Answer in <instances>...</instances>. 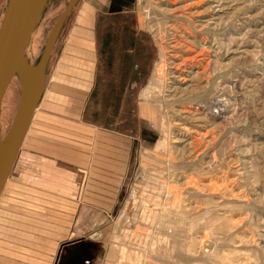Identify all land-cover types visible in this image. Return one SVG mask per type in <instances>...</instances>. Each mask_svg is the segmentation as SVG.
Masks as SVG:
<instances>
[{"label":"rangeland","instance_id":"rangeland-1","mask_svg":"<svg viewBox=\"0 0 264 264\" xmlns=\"http://www.w3.org/2000/svg\"><path fill=\"white\" fill-rule=\"evenodd\" d=\"M68 2L47 0L28 62ZM84 3L95 68L118 78L93 88L88 116L118 140L91 145L80 201L94 208L32 189L16 158L0 193V264H264V0H78L46 78ZM18 96L14 77L2 135Z\"/></svg>","mask_w":264,"mask_h":264},{"label":"crops","instance_id":"crops-1","mask_svg":"<svg viewBox=\"0 0 264 264\" xmlns=\"http://www.w3.org/2000/svg\"><path fill=\"white\" fill-rule=\"evenodd\" d=\"M94 10L82 4L64 27L59 53L49 77L45 75L41 99L23 140L31 143L30 148L17 155L26 185L82 209L92 207L80 201L92 166L91 145L103 139L118 140L111 128L103 127L102 121H90L88 116L93 88L100 82L112 83L115 88L118 82L110 70L95 68L101 43L98 49ZM102 39L104 43L108 40Z\"/></svg>","mask_w":264,"mask_h":264},{"label":"water","instance_id":"water-1","mask_svg":"<svg viewBox=\"0 0 264 264\" xmlns=\"http://www.w3.org/2000/svg\"><path fill=\"white\" fill-rule=\"evenodd\" d=\"M46 2L7 0L0 22V108L14 77H17L19 84V96L10 125L3 135L0 133V193L41 99L51 50L65 19L78 0H69L55 20L38 61L32 64L26 58V48Z\"/></svg>","mask_w":264,"mask_h":264}]
</instances>
